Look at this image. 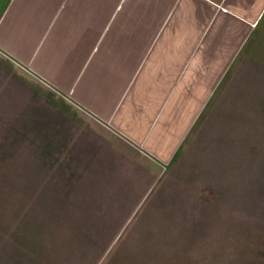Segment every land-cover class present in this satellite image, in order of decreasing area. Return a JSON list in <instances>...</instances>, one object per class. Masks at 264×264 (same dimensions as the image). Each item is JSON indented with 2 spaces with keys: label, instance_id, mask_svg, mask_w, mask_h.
<instances>
[{
  "label": "crops",
  "instance_id": "1",
  "mask_svg": "<svg viewBox=\"0 0 264 264\" xmlns=\"http://www.w3.org/2000/svg\"><path fill=\"white\" fill-rule=\"evenodd\" d=\"M263 9L264 0H0V142L24 141L19 171L40 179L21 189H39L46 210L6 264H98L106 239L123 232L147 249L165 187L128 161L169 173ZM137 213L145 234L112 235Z\"/></svg>",
  "mask_w": 264,
  "mask_h": 264
},
{
  "label": "rangeland",
  "instance_id": "2",
  "mask_svg": "<svg viewBox=\"0 0 264 264\" xmlns=\"http://www.w3.org/2000/svg\"><path fill=\"white\" fill-rule=\"evenodd\" d=\"M252 27L169 163L168 176L156 162L140 157L138 166L128 161L129 169L133 165L144 171L148 165L143 174L148 184L159 177L156 190L165 187L162 222L146 237L147 249L141 247L145 239L124 237L128 232H123L106 239L109 248L98 264H264V9ZM15 137L17 141L0 142V264L26 243L25 231L38 225L30 222L37 217L32 214L46 213L36 205L39 189H21L32 182L36 187L40 178L19 171L14 153L24 141ZM144 190L138 189L124 206L126 221ZM139 213L132 223H115L112 235L120 228L145 234L149 221L138 222ZM114 242L119 246L113 249Z\"/></svg>",
  "mask_w": 264,
  "mask_h": 264
}]
</instances>
